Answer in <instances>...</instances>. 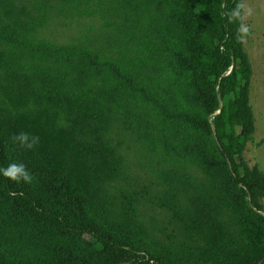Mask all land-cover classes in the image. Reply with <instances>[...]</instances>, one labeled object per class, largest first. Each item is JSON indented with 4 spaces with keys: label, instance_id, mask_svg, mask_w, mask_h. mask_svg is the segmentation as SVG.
<instances>
[{
    "label": "trees",
    "instance_id": "1",
    "mask_svg": "<svg viewBox=\"0 0 264 264\" xmlns=\"http://www.w3.org/2000/svg\"><path fill=\"white\" fill-rule=\"evenodd\" d=\"M98 14L103 32L46 36ZM240 0H0V264H264ZM20 132L39 137L21 150Z\"/></svg>",
    "mask_w": 264,
    "mask_h": 264
},
{
    "label": "rangeland",
    "instance_id": "2",
    "mask_svg": "<svg viewBox=\"0 0 264 264\" xmlns=\"http://www.w3.org/2000/svg\"><path fill=\"white\" fill-rule=\"evenodd\" d=\"M243 4L242 22L251 31L249 38L243 40L249 62L253 67L250 90V104L255 119V132L243 150L246 163L258 166L264 171V0H240ZM48 26L46 36L51 40L67 42L93 33L103 32V23L96 13L92 17L63 19L58 18ZM80 37V38H81ZM264 207V198L261 200ZM264 214V210H263Z\"/></svg>",
    "mask_w": 264,
    "mask_h": 264
},
{
    "label": "clouds",
    "instance_id": "3",
    "mask_svg": "<svg viewBox=\"0 0 264 264\" xmlns=\"http://www.w3.org/2000/svg\"><path fill=\"white\" fill-rule=\"evenodd\" d=\"M12 141L21 150H33L39 143V137L30 135L27 132H20L14 135ZM0 177L5 178L10 182L16 183H31L33 176L24 163H9L7 167H0Z\"/></svg>",
    "mask_w": 264,
    "mask_h": 264
}]
</instances>
